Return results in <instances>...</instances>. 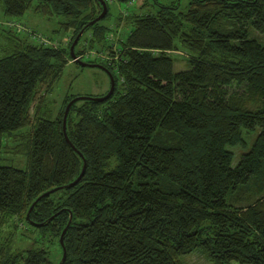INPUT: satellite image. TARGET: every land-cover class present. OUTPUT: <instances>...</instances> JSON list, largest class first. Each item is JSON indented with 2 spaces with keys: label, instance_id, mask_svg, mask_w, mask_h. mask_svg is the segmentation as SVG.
Returning <instances> with one entry per match:
<instances>
[{
  "label": "trees",
  "instance_id": "trees-1",
  "mask_svg": "<svg viewBox=\"0 0 264 264\" xmlns=\"http://www.w3.org/2000/svg\"><path fill=\"white\" fill-rule=\"evenodd\" d=\"M32 1L1 0L2 13L19 16ZM145 1L127 12L131 27L109 60L73 46L113 78L109 96L68 106L73 147L61 119L77 95L65 94L55 113L36 108L24 168L0 158V223L21 214L34 232L23 250L0 243V264H56L49 252L56 245L61 255L69 216L61 264H179L194 249L214 264H264V193L233 203L264 190V0ZM32 9L63 17L71 35L65 46L14 39L0 56V145L28 122L36 85L59 77L77 32L91 48L108 30L105 16L88 23L100 0H35ZM176 41L191 55L173 70L166 51ZM256 127L231 164L227 146Z\"/></svg>",
  "mask_w": 264,
  "mask_h": 264
},
{
  "label": "rangeland",
  "instance_id": "rangeland-1",
  "mask_svg": "<svg viewBox=\"0 0 264 264\" xmlns=\"http://www.w3.org/2000/svg\"><path fill=\"white\" fill-rule=\"evenodd\" d=\"M151 0H148L150 2ZM158 1V0H157ZM161 1V0H160ZM165 2L175 0H162ZM183 6L186 0H179ZM108 13L104 15L102 23L107 27V34L103 45L87 47L86 40L88 32H80L78 39L73 44L74 48L82 49L81 57H94L99 61L109 60L110 54H113L117 49V41L122 38L130 29L129 23L126 24V15L129 11L140 12L148 7L145 0H107ZM172 2V3H173ZM31 7L24 11L19 16H6L2 13V3L0 0V56L13 44L14 39L27 40L35 43L44 42L48 45H67L71 35V27H67L61 23L64 19L61 16L54 14H41ZM144 3V4H143ZM144 5V6H143ZM120 16V18H118ZM252 35H255L260 40L262 35L258 32L250 30ZM9 43V44H8ZM6 49V50H5ZM173 58L172 69L177 70L187 67V58L191 52L182 46L179 42H175V48L166 51ZM115 57V56H114ZM83 60V59H82ZM118 81V80H117ZM110 85L108 73L98 66H87L76 64L75 61L67 59V63L62 68L59 77L53 82L38 83L34 89L32 100L28 106V122L25 126L4 133L1 138L0 158L1 162L12 164L18 168L25 166V154H23V144L27 142L29 133L35 121V111L38 107L39 112H43L45 107H49V111L55 113L60 103L61 98L65 94L83 95V94H101L105 92ZM119 84L117 83V86ZM78 100L76 103H79ZM41 108V109H40ZM46 109V108H45ZM257 132V127L253 131H243V143L228 145L227 148L232 152L231 164H234L239 154L244 151L251 143L254 135ZM114 162L113 157L109 159L108 165ZM264 193H250L248 198L242 200H234L233 203L244 205L253 200L255 197ZM246 194V192H245ZM228 196L226 197L228 201ZM21 214H16L11 217H6L0 223V243H8L10 251L23 250L32 243L34 237L33 227L23 223ZM32 231V232H31ZM60 252L56 245H52L49 252V259L52 263L59 259ZM179 264H214L212 261L204 257L197 249L188 253L177 256ZM229 264H249L241 263L236 260L230 261Z\"/></svg>",
  "mask_w": 264,
  "mask_h": 264
},
{
  "label": "water",
  "instance_id": "water-1",
  "mask_svg": "<svg viewBox=\"0 0 264 264\" xmlns=\"http://www.w3.org/2000/svg\"><path fill=\"white\" fill-rule=\"evenodd\" d=\"M100 5H101V10H100V12H99L94 18H92V19H90V20L88 21L89 24H91L92 22L98 20L99 18H101V17L104 15V13H105V11H106V5H105V3H104L103 0H100ZM80 32H81V30H79V31L77 32V34L74 36L73 40L71 41V43H70V45H69V54H70V57H71L73 60H75L79 65L98 66V67L103 68V69L108 73L109 78H110V85H109V88H108V89H107L102 95H99V96H93L94 98H97V99H103V98L109 96V94H111V92H112V90H113V78H112V75L110 74V72H108V70H107L104 66H102V65L99 64V63L88 62V61H84V60H82V59H79V58H76V57H75V54H74V52H73V44L75 43V41H76L78 35L80 34ZM79 96H83V95H77V96H74V97H72L71 99H69V100L67 101V103L65 104V107H64V109H63V115H62V119H61V129H62L63 136H64L65 140H66L71 146H72V144H71L70 141L68 140V138H67V136H66V133H65V115H66V111H67L68 106L70 105V103L73 102L74 100H76L77 97H79ZM90 97H92V96H90ZM72 147H73V146H72ZM84 166H85V162H84V159H83L78 174L74 177V179H72L71 181H69L66 185L71 186V185H73L74 183H76V182L78 181V179L80 178V176H81L82 173H83ZM46 192H47V191H46ZM30 206H31V205H30ZM30 206H29V208H30ZM69 220H70V216L68 217L67 222H66L65 225L62 227V229H61V231H60V233H59V236H58V241H59V244H60V247H61V255H60V258H59V260L57 261L56 264H61L62 261H63V259H64V257H65V250H64L63 243H62V235H63V233H64V231H65V228H66V226H67Z\"/></svg>",
  "mask_w": 264,
  "mask_h": 264
},
{
  "label": "built area",
  "instance_id": "built-area-1",
  "mask_svg": "<svg viewBox=\"0 0 264 264\" xmlns=\"http://www.w3.org/2000/svg\"><path fill=\"white\" fill-rule=\"evenodd\" d=\"M80 55H77V56H75L76 58H78Z\"/></svg>",
  "mask_w": 264,
  "mask_h": 264
}]
</instances>
